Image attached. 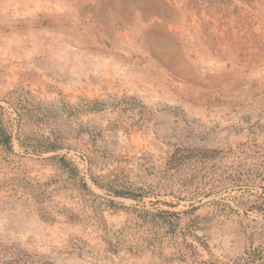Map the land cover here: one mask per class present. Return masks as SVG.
<instances>
[{"label": "rangeland", "instance_id": "374dc122", "mask_svg": "<svg viewBox=\"0 0 264 264\" xmlns=\"http://www.w3.org/2000/svg\"><path fill=\"white\" fill-rule=\"evenodd\" d=\"M19 89L39 107L28 129L61 147L0 148V264H245L239 218L202 205L234 206L238 193L180 201L208 169L167 163L177 150L264 144V0H0V105L12 118L1 100ZM93 180L158 195L115 197ZM163 202L201 205L183 223L197 219L205 244L186 257L168 243L130 252L142 242L132 209L169 210Z\"/></svg>", "mask_w": 264, "mask_h": 264}, {"label": "trees", "instance_id": "16d2710c", "mask_svg": "<svg viewBox=\"0 0 264 264\" xmlns=\"http://www.w3.org/2000/svg\"><path fill=\"white\" fill-rule=\"evenodd\" d=\"M1 102L6 103L15 116V118H12L11 113L0 105V148L2 150L13 153L14 140H17L19 145L27 152L37 155L56 153L60 150L59 142L52 137L45 134L36 135L34 128L28 129L36 119H39L36 116L39 107L36 105L30 106L23 89L10 92ZM87 103L88 106L85 111H92L91 106L95 102L87 100ZM72 113H75V110ZM51 135L54 136V133L51 132ZM228 158H232V161H235L236 164L222 167L220 163ZM51 159L56 161L60 169L69 177L79 176V168L67 156L57 154ZM187 163L206 166L208 172H206L204 178H207V180L197 183L192 190L187 188L191 186V183L184 185V191H187L190 196H178V199L183 201L189 199V197L192 199L210 198L224 193L237 192V196L234 197V206L226 202L224 198H215L202 205L213 207L215 211L220 210L222 207L223 211L229 216H237L243 232L247 236L244 249L245 264H264V144H241L237 151L231 149L229 152L204 150L181 153L177 150L168 159L167 170L179 171ZM193 180L194 178H192V182ZM80 183L83 190L95 196L85 179L82 178ZM93 183L100 188H106L115 197L135 201L144 199L145 194L158 195L154 189L149 192H136L105 186L97 180H93ZM182 191H179L180 195H182ZM109 203L114 204L111 200ZM163 203L170 209L151 210L146 207L132 209L137 218L141 220L138 227L142 229L140 234L142 242L129 243L128 250L130 252L140 253L143 251L144 253L161 254L164 246L168 243L181 256L186 257L188 249L195 251L198 245L203 246L205 244L204 237L197 234L199 229V226L195 225L197 219L189 217L190 221L193 222L192 225L183 223V219L197 211L201 205L196 206L193 203L188 210L177 211V204ZM244 219H246V222H244ZM132 228L129 226L130 230ZM134 247L137 250H134ZM203 263L205 262H201V264Z\"/></svg>", "mask_w": 264, "mask_h": 264}]
</instances>
